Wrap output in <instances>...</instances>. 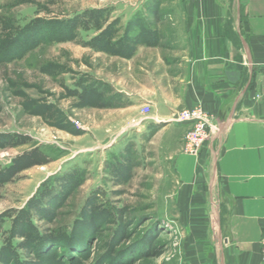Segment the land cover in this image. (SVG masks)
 Instances as JSON below:
<instances>
[{
	"label": "rangeland",
	"instance_id": "374dc122",
	"mask_svg": "<svg viewBox=\"0 0 264 264\" xmlns=\"http://www.w3.org/2000/svg\"><path fill=\"white\" fill-rule=\"evenodd\" d=\"M170 3L0 0V264L230 255L227 213L207 183L193 190L207 142L187 154L169 145L174 127L151 119L145 40L173 29Z\"/></svg>",
	"mask_w": 264,
	"mask_h": 264
},
{
	"label": "crops",
	"instance_id": "0c3cea01",
	"mask_svg": "<svg viewBox=\"0 0 264 264\" xmlns=\"http://www.w3.org/2000/svg\"><path fill=\"white\" fill-rule=\"evenodd\" d=\"M168 1L162 12L173 29L149 31L151 119L174 127L178 135L169 145L181 149L177 139L187 127L171 122L172 115L199 107L209 116L208 152L193 170L194 193L203 196L207 183L206 195L215 194L227 213L224 264H263L264 0ZM178 171L186 180V170Z\"/></svg>",
	"mask_w": 264,
	"mask_h": 264
},
{
	"label": "built area",
	"instance_id": "2783aa9c",
	"mask_svg": "<svg viewBox=\"0 0 264 264\" xmlns=\"http://www.w3.org/2000/svg\"><path fill=\"white\" fill-rule=\"evenodd\" d=\"M260 94L264 95V78ZM171 122L186 125L182 138V149L185 153L197 156L210 136V118L199 107L182 109L172 115ZM262 254L264 257V236L261 239Z\"/></svg>",
	"mask_w": 264,
	"mask_h": 264
},
{
	"label": "trees",
	"instance_id": "16d2710c",
	"mask_svg": "<svg viewBox=\"0 0 264 264\" xmlns=\"http://www.w3.org/2000/svg\"><path fill=\"white\" fill-rule=\"evenodd\" d=\"M152 13H153V17H154V18H157V17H158V13H157L156 10L153 11ZM240 17H241V16H240ZM240 19H241V18H240ZM152 35H153V34H151V32H149V30H148V37H147L146 40H145L146 43L153 39V36H152ZM123 234H124V238H126V237H125L126 234H125V233H123Z\"/></svg>",
	"mask_w": 264,
	"mask_h": 264
},
{
	"label": "water",
	"instance_id": "95a60500",
	"mask_svg": "<svg viewBox=\"0 0 264 264\" xmlns=\"http://www.w3.org/2000/svg\"><path fill=\"white\" fill-rule=\"evenodd\" d=\"M242 45H243L245 51H247L246 45L244 43Z\"/></svg>",
	"mask_w": 264,
	"mask_h": 264
}]
</instances>
